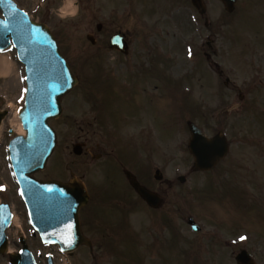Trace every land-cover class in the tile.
<instances>
[{
	"label": "rangeland",
	"instance_id": "obj_1",
	"mask_svg": "<svg viewBox=\"0 0 264 264\" xmlns=\"http://www.w3.org/2000/svg\"><path fill=\"white\" fill-rule=\"evenodd\" d=\"M16 1L34 19L46 22L59 34L66 53L75 63L74 71L81 78L80 85L64 98L62 116L51 121L58 133V146L46 169L35 175L40 179L69 178L70 170H73L78 176L83 174L91 185L97 186L93 191L95 198L89 205L95 223L90 225L91 230L85 227L94 241V254L88 247L64 253L57 245L44 244L29 222L25 202L12 176L1 139L0 183L11 184L15 215L10 251L16 253L21 249L19 233L25 235L38 264H47L49 255L57 264H237L235 254L241 248L254 254L258 264H264L263 87L258 88L260 95L246 101L244 108H236L225 114L226 110L241 103L238 89L233 87L231 90L232 86L221 88L225 86V78L220 80L213 72L205 70L207 65L193 52L198 51L199 41L190 48L193 55L188 57V35L194 40L199 39L198 33L193 31L200 28L192 22V15L195 16L197 11L191 0H75L77 6H73L77 9L66 15H59L64 0ZM209 2L211 9H208V16L216 20L221 15L222 7L218 0ZM98 24H102L101 32L97 31ZM242 27L238 26L237 43L235 41L238 54L255 39L250 33H245L248 29ZM244 27L251 29L253 26ZM222 28L225 31L233 29L230 25H222ZM260 28H264L263 23ZM118 31L125 33L138 51L146 45L161 46L166 54L173 55L168 78L163 74V80L168 79L169 82L168 100L163 95V85L160 84L164 81L161 79L158 89H150L155 93L150 112L142 111L140 121L126 118L130 121L126 127L118 101L108 104L105 111L97 109V112L89 98L93 89L89 81L93 73L92 61L98 60L104 67L100 74L93 73V77L102 84L107 78L123 75L120 58L114 51L105 48L110 36ZM89 34L97 38V46L90 42ZM233 52L223 55V70L231 82L246 90L254 84L251 67L242 56L235 59ZM12 57L14 67L11 74H0V92L4 91L1 90L2 85L5 89L8 87L7 92L15 100L12 114L2 127L7 129L11 126L17 128L15 120L21 106L19 96L22 88L19 80L25 76V67L15 51ZM98 62H94V65L100 67ZM105 70L111 73L106 74ZM159 78H162V73ZM95 85L101 84L96 82ZM105 87L102 85L101 89ZM99 91L95 89V93ZM108 95L113 97L111 93ZM189 121L195 122L209 136L215 135L220 125H224L231 142V152L227 160L210 172H196L192 168L193 157L187 147ZM89 123L111 143L109 150L115 147L113 158L119 157L121 151L128 150L130 144L127 149L124 148L125 151L123 149L125 134L132 140L133 135L138 134L133 151L137 155L144 151L142 158L138 157L141 179L151 188L168 193L162 209L151 210L140 202L136 210L124 208L127 222L121 220L123 210L119 207L126 206V203L117 200L121 197L112 199L117 202H108L106 195L116 191H122V195L126 191L124 186L114 187L112 191V174L105 178L101 167L87 172L86 156L73 153L74 144L86 139ZM144 134L148 138L142 140ZM103 163L98 164L101 166ZM157 168L164 174L161 183L154 179ZM180 175L187 177L186 182L178 180ZM100 192H104L101 193L103 196ZM189 216H194L200 224V232L191 229L187 222ZM121 221L124 222V240L121 233L111 230L113 227L118 230L119 225L123 224ZM167 221L169 226L166 225ZM108 225L113 227L107 228ZM103 228L106 230L104 236L100 231ZM242 236L246 239H241ZM115 238L114 251L110 245ZM0 264H10L9 256L0 258Z\"/></svg>",
	"mask_w": 264,
	"mask_h": 264
},
{
	"label": "water",
	"instance_id": "obj_2",
	"mask_svg": "<svg viewBox=\"0 0 264 264\" xmlns=\"http://www.w3.org/2000/svg\"><path fill=\"white\" fill-rule=\"evenodd\" d=\"M230 6L234 0H224ZM199 7V3L194 0ZM6 19L0 20V48H5L7 38L11 36L18 48L21 60L26 64L29 91L26 106L22 109L20 118L26 137H19L12 143V160L18 174L20 184L24 189V197L28 203L32 220L41 232L45 241L59 242L64 251H72L82 243L91 244L84 237L80 225V209L89 201L85 184L74 178L68 183L58 180L40 181L34 177L25 176L46 167L49 157L57 145V135L49 120L62 114V97L77 83L71 68L61 54L56 38L49 27L38 24L19 10L11 0H1ZM5 44H4V43ZM112 45L124 47V38L116 35ZM191 138L190 152L195 157L196 170H209L228 152L229 144L223 133L213 138H207L194 123L189 125ZM74 151L82 153V146L76 145ZM156 177L161 178L158 171ZM185 181L184 177H180ZM141 196L153 207L161 203L158 194L147 190L138 182L133 183ZM71 223L74 242L65 243L68 235L66 225ZM193 229L201 228L194 218L189 219ZM2 245V246H1ZM5 244L0 242L1 250ZM19 255H12L15 264H35L27 245ZM237 260L241 264H254L246 251H242Z\"/></svg>",
	"mask_w": 264,
	"mask_h": 264
},
{
	"label": "flooded vegetation",
	"instance_id": "obj_3",
	"mask_svg": "<svg viewBox=\"0 0 264 264\" xmlns=\"http://www.w3.org/2000/svg\"><path fill=\"white\" fill-rule=\"evenodd\" d=\"M221 3V6L224 9L223 3L221 0H218ZM207 10L208 7L211 9V3L209 0H203ZM208 12V11H207ZM206 13H199L196 16L193 23L198 24L200 27L198 30L193 32L198 33V38L195 40L191 35H188L186 46L190 48L192 45L197 44L198 41L200 46H198V58L202 59V63L206 64L212 72L221 80L225 76L223 71V55L227 54L229 51L233 52V57L238 59V56H242L247 59L248 66L251 67L252 76L254 84L246 90H242L236 84L231 82L229 77L225 76L224 85L221 88H230L233 90V87L238 89V98L241 101L238 105L239 108H244L246 101L249 102L250 98L254 95H260L258 88L263 87L264 94V28H260L262 23L264 24V0H236L234 5V10L232 12H227L224 9V12L221 11V15L218 19H213ZM229 25L233 27L228 31L223 30L222 25ZM243 26V29L246 30L245 33L255 37L253 41H250L249 44L245 45L242 48V52H236L235 50V41L237 43L238 26ZM253 26L244 27V26ZM203 27V28H202ZM235 27V28H234ZM250 29V30H249ZM243 31V30H242ZM235 32V34H234ZM237 34V35H236ZM201 38V39H200ZM206 38V39H205ZM234 47V48H233ZM105 48H109L105 46ZM136 49L135 51H133ZM90 50H88L89 52ZM116 56L120 58V67L123 72L121 77H112L109 79L108 85L109 89L114 96V101L118 99L121 115L123 116V124L127 126V119L136 118L140 121V114L142 111L150 112V106L154 104L155 98L153 95L154 92H151L150 89H158V83L163 78V74L168 78L171 59L173 55L170 53L166 54V51L161 50V46H150L146 45L142 47V50H137V46L131 45L127 52L115 51ZM143 53V54H141ZM145 58V60L143 59ZM242 60V59H241ZM160 73H162V78H159ZM157 80V81H156ZM3 86V85H2ZM1 86V98H0V110L5 111V119H9L11 115V110L9 106L15 105L14 102L10 103L9 101L13 100V95L8 93V87L3 88ZM145 93V95H143ZM221 95V94H220ZM252 102V100H251ZM249 107V104L246 105V108ZM234 111V110H232ZM131 117V118H128ZM94 123V122H92ZM224 129V125H220L219 131ZM88 135L85 139V156H86V169L93 171L96 168H102L103 173L106 174L105 178H108L113 175V185L115 187L124 186L127 190L130 189V193L125 194L129 197L126 207L130 211L135 210L139 205V196L136 194L134 189H132L131 181L127 177V171H132L135 175V178L142 182L141 171L138 168L139 163V154L137 155L133 149L136 147V140L139 138L138 134L133 135V140L125 135L123 137V149L128 150L121 151L119 157H114V148L109 150L111 143L105 139L100 131L94 128L93 124H89ZM14 132L9 128H4L0 132V140L3 139V143L8 144L11 138L14 136ZM2 143V145H3ZM135 152V154H134ZM116 156V155H115ZM104 162L101 166L99 162ZM72 174H76L75 171L70 170ZM84 177V175H82ZM65 179V178H64ZM68 180V179H67ZM86 182V185L89 189L90 196L94 193L96 184L91 185V181ZM8 187L6 190H0V203H7L12 205L11 196V184L5 183ZM96 185V186H95ZM92 213L88 209H83L81 211V222L82 227H90L92 224ZM13 223L9 224L6 227L4 234L10 240L12 238ZM90 228L89 230H91ZM86 234L89 232L84 231ZM18 234V239L22 240L23 235ZM91 254H94L93 247L90 248Z\"/></svg>",
	"mask_w": 264,
	"mask_h": 264
},
{
	"label": "bare ground",
	"instance_id": "obj_4",
	"mask_svg": "<svg viewBox=\"0 0 264 264\" xmlns=\"http://www.w3.org/2000/svg\"><path fill=\"white\" fill-rule=\"evenodd\" d=\"M13 63H12V60L9 56L7 55H4V54H1L0 55V74L1 75H10L11 72L13 71ZM16 127L19 129L20 133H24V130L22 128V125H21V122H20V119L17 117L16 118ZM68 264V263H66Z\"/></svg>",
	"mask_w": 264,
	"mask_h": 264
},
{
	"label": "snow or ice",
	"instance_id": "obj_5",
	"mask_svg": "<svg viewBox=\"0 0 264 264\" xmlns=\"http://www.w3.org/2000/svg\"><path fill=\"white\" fill-rule=\"evenodd\" d=\"M6 50H8V49L0 48V52L6 51ZM191 54H192L191 51H189V55H191ZM21 79L27 80L28 77L27 76H22ZM22 91L26 94L29 91V89L28 88H24ZM20 99L24 100L25 96L22 95L20 97ZM14 175H15V173H14ZM0 187H4V186L0 185ZM21 194H23V190H21ZM65 227H66V230L68 232V235L66 237H64V240H65V243L71 245L74 242V237H73L72 232H71V230L73 228V225L71 223H68ZM241 239H246V237L242 236Z\"/></svg>",
	"mask_w": 264,
	"mask_h": 264
}]
</instances>
